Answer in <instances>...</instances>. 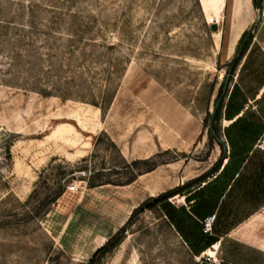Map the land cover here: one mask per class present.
I'll return each instance as SVG.
<instances>
[{"label": "rangeland", "instance_id": "rangeland-1", "mask_svg": "<svg viewBox=\"0 0 264 264\" xmlns=\"http://www.w3.org/2000/svg\"><path fill=\"white\" fill-rule=\"evenodd\" d=\"M245 31L248 70L230 74ZM263 53L264 0H0V264H87L99 236L145 200L224 165L227 124H217L224 152L212 112L234 85L264 94ZM83 105L100 109L97 131L66 115ZM178 112L187 126L173 121ZM258 142L264 151V135ZM238 234L210 261L264 264ZM206 259L154 210L134 217L100 264Z\"/></svg>", "mask_w": 264, "mask_h": 264}, {"label": "trees", "instance_id": "trees-1", "mask_svg": "<svg viewBox=\"0 0 264 264\" xmlns=\"http://www.w3.org/2000/svg\"><path fill=\"white\" fill-rule=\"evenodd\" d=\"M253 4L257 9L261 8L262 0H253ZM253 41V34L245 31L239 40L240 51L232 62L230 74H235L240 65V74L248 70L255 47ZM253 74L257 75V71ZM222 89L225 90L223 85L221 91ZM225 91L226 98L220 94L218 96V107L212 119L216 125L210 131L211 138L226 152V144L220 140L221 134L217 124L223 118L231 122L224 129L230 154L225 157L227 163L223 169V161L220 159L209 172L182 186L145 200L133 211L125 225L108 240L105 236H99L102 242L87 264H100L104 256L113 252L124 242L133 218L146 211L160 210L169 225L184 240L191 254L194 257H200L222 237L227 236L233 228L264 207V151L255 148L264 135V107H259L264 94L257 99L260 94V90H257L250 99L239 85H234L229 94L228 89ZM222 93L224 94V91ZM251 100L258 102L257 110L249 104ZM152 166L150 171L154 170L158 164L155 162ZM133 182L134 179L125 185ZM90 187L96 186L90 185ZM176 196H185L187 203L192 202L189 211L185 207L178 208L170 202V199ZM74 215L77 217V214ZM213 215H215V222L212 232L205 233L204 221ZM116 229L117 226L113 230ZM221 264L231 263L224 259Z\"/></svg>", "mask_w": 264, "mask_h": 264}, {"label": "crops", "instance_id": "crops-1", "mask_svg": "<svg viewBox=\"0 0 264 264\" xmlns=\"http://www.w3.org/2000/svg\"><path fill=\"white\" fill-rule=\"evenodd\" d=\"M262 95H263V92H260V94L257 96V99H260ZM99 112H100V109H98L96 107L83 105V107H76L75 106L74 108H71L70 111H67L66 115L70 116V119L78 121L80 130L85 131V132H87V131L94 132V131H97L99 126H100ZM87 115L89 116V119H88ZM172 118H173V121L175 122V124L178 125V127L187 126L185 124V123H187L186 117L182 113L178 112V115L176 114L175 116H172ZM225 122H226L227 126H229L231 124V122H229V121H225ZM18 133H24V129H23V131H18ZM255 148H258V144L255 146ZM229 154H230V151H229ZM226 163H227V160H226ZM223 166H222V169H223ZM180 197L184 200V202L187 205V202L185 199L186 197L185 196H180ZM191 204H192V202L188 203V206H185V208L188 211L190 209L189 207ZM261 211H262V213H261ZM262 215H264V207L261 210H259L258 212L252 214L244 222H242L241 224H239L238 226L233 228L227 236L222 237L219 240V242L214 244L212 246V248L208 249L207 251H209L211 249H215L214 255L216 256L217 255L216 250L218 248H220V246H223L227 241L231 240L230 238H233V236H234L233 234L239 233L237 236H235L237 241L242 242L243 244L247 245L248 248H251V250L257 249V250H259V252L264 253V219H263ZM207 251L202 253L201 256L202 255L205 256ZM222 260H224V259H222ZM226 260L231 264H242L241 261L235 260V258H230V259L227 258Z\"/></svg>", "mask_w": 264, "mask_h": 264}, {"label": "built area", "instance_id": "built-area-1", "mask_svg": "<svg viewBox=\"0 0 264 264\" xmlns=\"http://www.w3.org/2000/svg\"><path fill=\"white\" fill-rule=\"evenodd\" d=\"M68 192L77 193L78 192V187L76 185L68 186ZM214 222H215V215H213L211 217H208L204 221V232L205 233H211L212 232V227H213ZM210 260H211V258L208 259V261H210Z\"/></svg>", "mask_w": 264, "mask_h": 264}, {"label": "water", "instance_id": "water-1", "mask_svg": "<svg viewBox=\"0 0 264 264\" xmlns=\"http://www.w3.org/2000/svg\"><path fill=\"white\" fill-rule=\"evenodd\" d=\"M212 29H213L214 31H217V30H218V26L214 24V25H212ZM225 86H227V83H226ZM217 107H218V104L216 105V108H217ZM216 108H215V110L212 112V116H213V117H214L215 114H216ZM201 264H213V263L210 262V261H208V260L206 259V260L202 261Z\"/></svg>", "mask_w": 264, "mask_h": 264}, {"label": "bare ground", "instance_id": "bare-ground-1", "mask_svg": "<svg viewBox=\"0 0 264 264\" xmlns=\"http://www.w3.org/2000/svg\"><path fill=\"white\" fill-rule=\"evenodd\" d=\"M214 250L215 249H211V250L207 251V253L205 254V256H207L208 258H211V261L216 258V256L214 255L215 254Z\"/></svg>", "mask_w": 264, "mask_h": 264}]
</instances>
